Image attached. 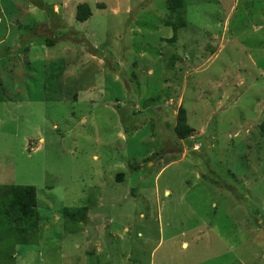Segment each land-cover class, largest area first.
I'll list each match as a JSON object with an SVG mask.
<instances>
[{"label": "rangeland", "instance_id": "374dc122", "mask_svg": "<svg viewBox=\"0 0 264 264\" xmlns=\"http://www.w3.org/2000/svg\"><path fill=\"white\" fill-rule=\"evenodd\" d=\"M41 1L65 27L0 0V187L39 213L0 264H264V0H185L173 43L166 0Z\"/></svg>", "mask_w": 264, "mask_h": 264}, {"label": "trees", "instance_id": "16d2710c", "mask_svg": "<svg viewBox=\"0 0 264 264\" xmlns=\"http://www.w3.org/2000/svg\"><path fill=\"white\" fill-rule=\"evenodd\" d=\"M33 3V2H32ZM35 6L46 14L54 15L53 24L50 23V29L65 27L62 23L63 19L59 14H55L41 0H35ZM168 11L174 15L173 22L164 23L172 31V37L168 39L169 43H173L177 39L179 29L185 27L186 1L185 0H166ZM91 17V10L86 4H79L76 7L75 20L83 23ZM47 32L51 30L42 27L41 30L32 29L33 37L46 38ZM44 35H43V34ZM46 33V35H45ZM74 34V33H72ZM37 35V36H36ZM48 37V36H47ZM69 38V39H68ZM69 42L74 43L72 35L67 37ZM24 42V41H23ZM47 46H52L51 40L44 39ZM175 126L173 134L178 141L186 142L191 138L193 130L187 124L186 111L179 107L174 118ZM260 133L264 136V122L259 126ZM87 209L80 208L73 211L64 210L62 216L70 221H82L85 218ZM0 236L12 235V231H16L19 235L34 233L39 228V213L37 210L36 191L32 187H0ZM21 245V244H19Z\"/></svg>", "mask_w": 264, "mask_h": 264}, {"label": "crops", "instance_id": "0c3cea01", "mask_svg": "<svg viewBox=\"0 0 264 264\" xmlns=\"http://www.w3.org/2000/svg\"><path fill=\"white\" fill-rule=\"evenodd\" d=\"M13 253H10V260H13V262H14V264H18V254H16L15 252H14V254L12 255Z\"/></svg>", "mask_w": 264, "mask_h": 264}]
</instances>
